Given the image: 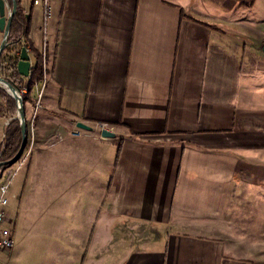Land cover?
Returning a JSON list of instances; mask_svg holds the SVG:
<instances>
[{
  "label": "crops",
  "instance_id": "0c3cea01",
  "mask_svg": "<svg viewBox=\"0 0 264 264\" xmlns=\"http://www.w3.org/2000/svg\"><path fill=\"white\" fill-rule=\"evenodd\" d=\"M258 1L22 0L47 86L24 104L6 264H264Z\"/></svg>",
  "mask_w": 264,
  "mask_h": 264
},
{
  "label": "trees",
  "instance_id": "16d2710c",
  "mask_svg": "<svg viewBox=\"0 0 264 264\" xmlns=\"http://www.w3.org/2000/svg\"><path fill=\"white\" fill-rule=\"evenodd\" d=\"M8 2L12 7L13 0H8ZM15 2L18 6L17 13L11 26L10 45L0 59V76L17 89L27 84L28 95L23 98L24 104H26L30 100V96L35 92L36 85L44 80L47 71L45 70L43 53L37 51L30 39V16L25 14L22 8V0H15ZM23 48L30 51L29 54L34 61L32 73L28 79L21 77L18 72V63ZM1 94L5 102L7 120H10L2 143L4 149L2 151L1 160L3 162H10L16 157L21 148L23 134L20 123L17 120H13L17 111L16 101L3 90H1ZM10 167L11 165H5L2 166L1 169L6 170Z\"/></svg>",
  "mask_w": 264,
  "mask_h": 264
},
{
  "label": "water",
  "instance_id": "95a60500",
  "mask_svg": "<svg viewBox=\"0 0 264 264\" xmlns=\"http://www.w3.org/2000/svg\"><path fill=\"white\" fill-rule=\"evenodd\" d=\"M17 8L18 6L15 0H13V4L11 8L9 7L7 0H0V30L3 33V41L0 45V59L3 53L5 52V50L10 45L9 40H10V34H11V26H12L14 17L17 13ZM31 69H32L31 56L29 55L28 50L26 48H23L21 52V56H20V61L18 63V72L21 77L28 79L30 78V75H31ZM0 83L6 85L11 90V93H8L6 90L5 91L10 97H12L16 101L17 111H16V115L13 118V120H17L20 123L22 134H23V141H22V145H21V148L18 154L10 162H0V168H1L2 166H5V165L12 166L16 164L22 158L25 152V149L27 147L28 134H27V123L25 119V105H24L23 98L20 96L18 89L15 88L10 82L3 79L1 76H0ZM77 127L85 131H89V132L92 131L91 127L83 123H79ZM101 136L105 139L116 138V135L110 131H103L101 133Z\"/></svg>",
  "mask_w": 264,
  "mask_h": 264
},
{
  "label": "built area",
  "instance_id": "2783aa9c",
  "mask_svg": "<svg viewBox=\"0 0 264 264\" xmlns=\"http://www.w3.org/2000/svg\"><path fill=\"white\" fill-rule=\"evenodd\" d=\"M34 4L35 5H45L47 7L48 0H34ZM29 52L30 51L28 50V53ZM45 53L46 52L43 51L44 59L46 57ZM44 63H45V70L47 71L46 60ZM32 69H33V65H32ZM32 69H31V73H32ZM46 86H47V74H45L44 80L40 84L36 85L35 92L37 94V103H36L37 108L41 107V100L43 98ZM1 90H3L2 87H0V107L3 106V100H4L2 97V94H1ZM3 91H5V90H3ZM18 91H19V94L22 98L26 97L28 95L27 84H24L21 88H18ZM9 123H10V120L7 122V125H9ZM81 123L90 126L89 123H86V122H81ZM96 128H97V130H95L93 128L92 131L89 132V131H85V130H82V129H79L76 127L75 130L72 132V137L83 138V137H86L87 135H89L91 133L95 134V131H97L99 133V137H101L102 139H105L101 136V133L103 131H109L107 125L105 123H97ZM60 136L62 138V135H60ZM31 152H32V146H30L29 148H27L25 150L20 161L22 163H24V161H26L29 158V156L31 155ZM13 176L14 175H11L7 179L6 182H4L3 184H0V254L3 253L4 251H10L14 247L13 234L6 226V209L9 205L8 191H9V186H10V183L13 179Z\"/></svg>",
  "mask_w": 264,
  "mask_h": 264
},
{
  "label": "rangeland",
  "instance_id": "374dc122",
  "mask_svg": "<svg viewBox=\"0 0 264 264\" xmlns=\"http://www.w3.org/2000/svg\"><path fill=\"white\" fill-rule=\"evenodd\" d=\"M8 5H9V7L11 8V5L9 4V2H8ZM254 14L256 15L255 16V20L257 21V23H264V0H259L258 1V3H257V5H256V7H255V9H254ZM0 35H2V32H1V30H0ZM259 79L260 80H262L263 78H262V76L260 75V77H259ZM38 110H39V108H37V111L36 112H38ZM9 120H7V116H6V113H5V106H4V103H3V106H1L0 107V162H3L2 160H1V155H2V151H3V149H4V147L2 146V143H3V139H4V137H3V135H4V133L6 134V131H7V129H8V125H7V122H8ZM28 128V127H27ZM28 134V133H27ZM27 148V147H26ZM17 167H18V164H15L14 165V168H13V171H11L12 173V175H18L19 173L17 172V170L19 169H17ZM15 169H17V170H15ZM2 169L0 168V171H1ZM17 172V173H16ZM8 174H9V172L7 171L6 173H4V175H3V177H2V181H3V183L5 182V180L7 181V179H8ZM21 175V173L19 174V176ZM8 196H9V193H8ZM11 251V250H10ZM8 252L9 251H4L3 253H1L0 254V259H4V264H6V262H7V254H8Z\"/></svg>",
  "mask_w": 264,
  "mask_h": 264
},
{
  "label": "bare ground",
  "instance_id": "6f19581e",
  "mask_svg": "<svg viewBox=\"0 0 264 264\" xmlns=\"http://www.w3.org/2000/svg\"><path fill=\"white\" fill-rule=\"evenodd\" d=\"M7 1H8V0H7ZM26 79H27V78H26ZM0 87H2V88H3L4 90H6L8 93H11V90H10L6 85L0 83ZM87 126H88V125H87ZM89 127H90V126H89ZM25 150H26V149H25ZM20 160H21V159H20ZM20 160H19V161H20ZM19 161H18V162H19ZM18 162H17V163H18Z\"/></svg>",
  "mask_w": 264,
  "mask_h": 264
}]
</instances>
